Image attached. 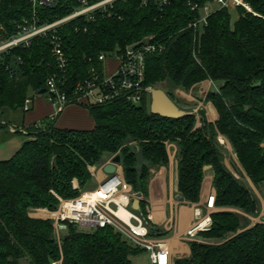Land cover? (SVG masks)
Segmentation results:
<instances>
[{"label":"trees","instance_id":"16d2710c","mask_svg":"<svg viewBox=\"0 0 264 264\" xmlns=\"http://www.w3.org/2000/svg\"><path fill=\"white\" fill-rule=\"evenodd\" d=\"M189 1L213 2L171 0L159 12L152 3L145 7L142 0H121L111 16L89 24L86 32L76 31L82 21L65 25L60 35L70 63L66 86L72 94L91 69L101 70L100 54L113 57L155 36L166 50L147 58L146 85H167L166 92L178 104L173 91L189 92L196 84L211 81L217 89L208 92L205 102L214 106L218 120L209 122L204 110L168 119L153 115L148 100L139 106L117 100L87 107L95 122L92 130H60L51 121L39 124L14 156L0 161V264L23 260L52 264L61 253L63 264H132L131 257L145 251L131 247L112 228L84 231L68 224L61 250L54 222L31 218L29 213L56 211L60 204L56 195L78 197L74 180L85 187L93 180L90 166L99 167L120 155L125 180L144 197L140 209L147 217L153 171L170 164L167 142L177 146L183 201L200 202L205 168L210 166L218 209L211 214V228L197 236L205 243L190 242L191 255L175 264H264V223L251 220L261 212L259 195L264 199V19L240 9L241 17L234 20L230 11L217 10L196 36L189 28L193 19ZM243 1L264 17V0ZM76 5L77 0H62L55 9L39 8L37 18L43 24L64 17ZM31 7L26 1L0 3V39L17 32L15 22L32 17ZM57 71L52 45L44 38L4 55L0 111L22 108L32 92L46 89L47 79ZM198 117L201 126L196 128ZM220 137L236 156L238 164L230 161L234 170L224 165L229 152ZM150 235L167 238L170 232L154 227Z\"/></svg>","mask_w":264,"mask_h":264},{"label":"built area","instance_id":"2783aa9c","mask_svg":"<svg viewBox=\"0 0 264 264\" xmlns=\"http://www.w3.org/2000/svg\"><path fill=\"white\" fill-rule=\"evenodd\" d=\"M2 1L30 3L32 17L24 18L21 23L15 22L17 32L8 39H0V59L16 48L30 47L36 39L49 40L58 71L46 81V96L48 102L54 105L59 112L68 105L93 107L110 104L117 100H125L135 106L141 105L145 100L151 103L153 87L146 85L147 58L161 55L166 50L165 44L157 42L155 36H149L138 44L128 46L124 52L115 54L113 57L106 53L100 54L98 59L102 64L101 70L91 69L89 76L75 86L72 94H69L67 90L70 63L63 49L60 30L65 25L82 21L84 22L83 27L78 25L76 31L79 32L82 29L86 32L89 24L95 23L100 17L111 16L115 4L121 0H77V5L71 13L43 24L37 18L38 9L41 7L55 9L62 0H0V3ZM150 3L159 12H163L170 6L171 0H142V6L147 7ZM188 7L193 13L189 28L195 31L196 36H200L205 31L209 25L210 16L217 10L237 12V10L244 9L245 13L264 19L243 0H213V2L205 4L189 1ZM108 60L118 61V67L114 73H109L106 67ZM179 92L181 91L178 89L177 93ZM31 103L32 98L28 97L22 109L28 112ZM10 131L28 135L25 129L18 131L11 127ZM112 159L102 165L100 169L95 166L89 167V171L99 182L95 190L86 191L72 199H62L56 195L60 202L56 211L34 209L29 213V216L34 219L53 221L55 239L59 245L62 244L63 233L67 230L68 224L94 230L112 228L131 247L149 253L151 264H175L177 260L174 253L175 248L168 243L167 239L150 235L154 227L160 229L161 227L155 225L151 219L152 211L149 205L146 208L147 217L141 212V209L133 210V201L140 200L141 208L144 197L135 193L132 185L127 183L122 165H117V172L114 175L104 173L103 167L111 163ZM210 169L205 168V171ZM207 193L204 203L191 204L195 209V217L192 226L180 235L182 243L197 241L200 232L211 228V214L217 209L214 186ZM147 202L149 203V201ZM121 209L129 214V221L120 216ZM40 211H44L48 217H35V215H39ZM53 264H59V262Z\"/></svg>","mask_w":264,"mask_h":264},{"label":"crops","instance_id":"0c3cea01","mask_svg":"<svg viewBox=\"0 0 264 264\" xmlns=\"http://www.w3.org/2000/svg\"><path fill=\"white\" fill-rule=\"evenodd\" d=\"M106 67L109 73H114L118 67V61L108 60ZM207 83L209 86L206 85ZM211 85L216 87L211 81H204L196 84L191 88L190 93L192 95L196 92L195 90H198L199 93H203V90L207 89V96L208 92L211 90ZM180 91L183 94L186 93L182 90ZM174 92L177 93V90ZM30 97L32 98V103L28 112H25L22 108L15 110L4 108L0 111V125L2 126V129H0V161L10 159L21 148L26 139H31V137H27V135L22 132L12 133L10 131L11 127L16 128L18 131L20 129H25L29 134V132H32V129H35L39 124H42L45 121L54 122L55 127L60 130L87 131L92 130L95 126V122L87 107L68 105L59 112L54 105L48 102L46 94L39 95L32 92ZM217 118L218 113L216 120H218ZM172 148L174 153L172 158L169 157V166L161 167L160 169L153 171V177L149 183L148 201L152 213L156 206L160 213L157 221L155 222L153 220L154 224L164 228L166 231L170 232V234L171 231L169 230L174 229L175 233H179L180 237L185 230L192 226L195 214L193 208L187 206H181L180 209L178 208V204L186 202H179L175 199V195L179 193L178 163L175 158L177 148L175 146ZM214 176L215 174L212 168L205 171L200 202L198 204L205 202L208 194L207 192L213 187ZM207 177H211L209 183H207ZM259 198L263 206V198L261 196H259ZM217 211L218 210L216 209V212ZM261 212L257 218L260 217L264 220V217L261 216ZM251 220L253 221V218H251ZM263 220L262 222L259 221L257 223H264ZM182 230L184 231L181 232ZM171 246L175 248L174 253L176 254L177 259L189 257L191 253L189 243H181L180 246Z\"/></svg>","mask_w":264,"mask_h":264},{"label":"rangeland","instance_id":"374dc122","mask_svg":"<svg viewBox=\"0 0 264 264\" xmlns=\"http://www.w3.org/2000/svg\"><path fill=\"white\" fill-rule=\"evenodd\" d=\"M233 14V19L236 20L238 17L240 18L242 13L240 12V10H237V12L235 11H232L231 12ZM238 18V19H239ZM149 36L145 37L144 39L148 38ZM143 39V40H144ZM142 40V41H143ZM205 85V84H204ZM207 86H209V84L207 83L206 84ZM160 88L164 89L165 91L169 90L168 86L167 85H161L159 86ZM211 90L213 89H217V85L216 87L214 85H211L210 87ZM196 92H194L192 95H191V90L189 92H186V93H174V96L178 102V105L184 109L185 111L189 112V113H194V114H198V111L200 110H204L206 112V118L209 122H212V123H215L217 120H216V117H217V112L214 108V106L211 104V103H206L205 100H206V91L207 89L203 90V93H199L198 90H195ZM187 95V96H186ZM191 95V96H190ZM218 119V118H217ZM201 126V123H200V120H199V117H198V123H197V126L196 128H199ZM30 133V132H29ZM220 140V143L222 145H224V147L228 150L229 152V158H227L229 161H235L237 163V159H236V156L232 150V147H227V141H225L226 143L222 142L221 141V137L219 138ZM225 140V139H224ZM172 146H175L177 148V146L175 144H172V143H169L167 142L166 143V147H167V150H169L168 154H169V157H173V148ZM115 156V155H114ZM113 155L111 157H109V160H111L113 157ZM108 160V161H109ZM238 164V163H237ZM102 166V165H101ZM97 167L98 169H100V167ZM91 167H94V166H91ZM96 167V166H95ZM90 172V171H89ZM93 180L87 184L85 187H81L79 182L77 180H74L73 182V186H74V189L78 191L79 193V196L86 192V191H92V190H95L96 187L99 185V182L98 180H96V178L92 175V173L90 172ZM254 189V188H253ZM257 192V191H256ZM258 194V193H257ZM259 195V194H258ZM260 196V195H259ZM59 197V196H58ZM61 198V197H60ZM263 198V197H262ZM63 199V198H62ZM263 200V206H262V212H261V216L264 217V199ZM173 201V200H172ZM181 206H187V207H190V208H193V205L191 204H188V203H183V204H178V208L180 209ZM220 211H230V212H233V213H238L239 210H236V209H223V210H220ZM41 212V211H40ZM240 213V212H239ZM35 217H41V216H36ZM262 218H253V223H257V222H262ZM264 221V220H263ZM84 231H93L94 229H89V228H82ZM163 229L164 231H166L164 228H161ZM169 231H171V234L168 238H165L167 240H173V241H169V244L171 245H174V246H180V244L182 243V241L180 240L181 237H179V233H175L174 229H170ZM184 230H182L181 232H183ZM175 236V237H174ZM62 242H63V238H62ZM194 242H197V243H205L204 240L202 239H198L197 241H194ZM63 244V243H62ZM61 244V245H62ZM59 245V243H58ZM61 245H59L60 249H61ZM62 250V249H61ZM191 251V249H190ZM191 255V253H190ZM189 255V256H190ZM131 261H132V264H151V261H150V255L149 253L147 252H141L140 254L136 255V256H133L131 257ZM59 264H63V255L61 253V259L59 261ZM23 264H30L29 261L27 260H23L22 261ZM55 263V262H54ZM53 264V263H52Z\"/></svg>","mask_w":264,"mask_h":264},{"label":"water","instance_id":"95a60500","mask_svg":"<svg viewBox=\"0 0 264 264\" xmlns=\"http://www.w3.org/2000/svg\"><path fill=\"white\" fill-rule=\"evenodd\" d=\"M39 95L46 94V89L41 90ZM150 111L153 115L160 116L168 119H181L185 116L191 115L182 109L171 97L170 95L162 88L157 87L151 89V103ZM121 164V156L117 155L111 161V163L106 164L103 167V171L107 175H114L117 172V165ZM224 165L229 170H234L232 163L226 159ZM206 168H211L210 166ZM175 199L179 202L183 201V196L180 193L175 195ZM132 208L135 211L140 209V200L136 199L132 203Z\"/></svg>","mask_w":264,"mask_h":264},{"label":"bare ground","instance_id":"6f19581e","mask_svg":"<svg viewBox=\"0 0 264 264\" xmlns=\"http://www.w3.org/2000/svg\"><path fill=\"white\" fill-rule=\"evenodd\" d=\"M221 141L224 142V143H226V142H225L226 140H224L223 137H221ZM227 147H229V148L231 147L230 144H229L228 142H227ZM210 178H211V177H207V183H209V182L211 181ZM119 214H120V216H122L126 221H129V220H128V219H129V214H128L124 209H121ZM194 214H195V209H194ZM159 215H160V213L158 212V208H157V206H156L155 209H154V212H153L152 215H151V219L154 220V221L156 222V221H157V218H158ZM36 216L48 217L47 214H45L44 211H41V212L39 213V215L37 214ZM202 225H204V222H202ZM169 241H173V240H168V243H169Z\"/></svg>","mask_w":264,"mask_h":264}]
</instances>
